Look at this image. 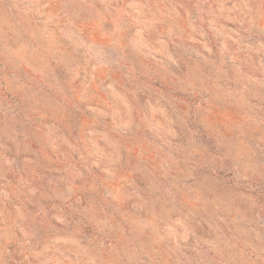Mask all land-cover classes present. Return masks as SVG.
<instances>
[{"label":"rangeland","instance_id":"374dc122","mask_svg":"<svg viewBox=\"0 0 264 264\" xmlns=\"http://www.w3.org/2000/svg\"><path fill=\"white\" fill-rule=\"evenodd\" d=\"M0 264H264V0H0Z\"/></svg>","mask_w":264,"mask_h":264}]
</instances>
